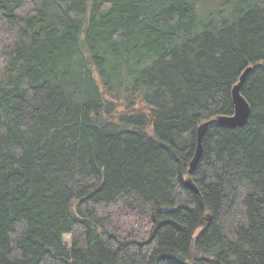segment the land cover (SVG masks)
<instances>
[{"label": "trees", "instance_id": "16d2710c", "mask_svg": "<svg viewBox=\"0 0 264 264\" xmlns=\"http://www.w3.org/2000/svg\"><path fill=\"white\" fill-rule=\"evenodd\" d=\"M0 264H264V0H0Z\"/></svg>", "mask_w": 264, "mask_h": 264}, {"label": "water", "instance_id": "95a60500", "mask_svg": "<svg viewBox=\"0 0 264 264\" xmlns=\"http://www.w3.org/2000/svg\"><path fill=\"white\" fill-rule=\"evenodd\" d=\"M251 70H252V66L247 67L245 71L242 73V75L240 76L239 82L233 88L232 98H233V103L235 107L234 114L229 115V116H219L217 118V121L220 124L235 128V127H241L247 123L250 117V114H251V108L246 98L242 95L241 88H242V85L248 73ZM208 124L209 122H204L198 128L197 148H196V153L194 155V158L192 159L191 164H190L191 169H194L198 165L201 159L202 152H203L202 142L206 134ZM187 185L191 187L193 190L197 191V188L191 178L187 179Z\"/></svg>", "mask_w": 264, "mask_h": 264}, {"label": "rangeland", "instance_id": "374dc122", "mask_svg": "<svg viewBox=\"0 0 264 264\" xmlns=\"http://www.w3.org/2000/svg\"><path fill=\"white\" fill-rule=\"evenodd\" d=\"M65 241H66L67 243H69V241H70V236H65Z\"/></svg>", "mask_w": 264, "mask_h": 264}]
</instances>
